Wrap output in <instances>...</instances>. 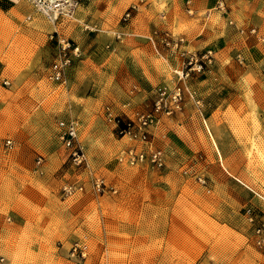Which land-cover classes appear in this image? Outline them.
Here are the masks:
<instances>
[{
  "label": "rangeland",
  "instance_id": "1",
  "mask_svg": "<svg viewBox=\"0 0 264 264\" xmlns=\"http://www.w3.org/2000/svg\"><path fill=\"white\" fill-rule=\"evenodd\" d=\"M88 1L55 24L24 0L0 12V264H264L253 231L264 220L253 193L264 196V69L213 53L203 74L178 81L182 58L166 37L103 33L85 20ZM57 36L81 54L52 82ZM201 81L198 95L189 85ZM175 83L194 97L158 115L147 145L117 134L112 117L135 121ZM69 120L79 165L59 139ZM129 146L161 150L164 165L118 162ZM65 184L82 189L63 196Z\"/></svg>",
  "mask_w": 264,
  "mask_h": 264
},
{
  "label": "crops",
  "instance_id": "2",
  "mask_svg": "<svg viewBox=\"0 0 264 264\" xmlns=\"http://www.w3.org/2000/svg\"><path fill=\"white\" fill-rule=\"evenodd\" d=\"M8 2L0 0V12L10 10ZM131 5H136L131 19L119 26ZM82 10L89 25L118 38L126 34L153 43L182 37L181 50L239 51L249 67L264 69V0H90ZM176 57L181 68L182 59ZM201 85L189 86L199 95Z\"/></svg>",
  "mask_w": 264,
  "mask_h": 264
},
{
  "label": "built area",
  "instance_id": "3",
  "mask_svg": "<svg viewBox=\"0 0 264 264\" xmlns=\"http://www.w3.org/2000/svg\"><path fill=\"white\" fill-rule=\"evenodd\" d=\"M11 2H17L21 0H9ZM32 8L33 12L40 15L46 21L55 24L60 19H74L76 11L82 4V2L88 0H24ZM136 9V5H131L123 13L121 20L123 22L130 18L131 12ZM31 16L28 15L26 20H30ZM252 31V30H251ZM52 37V36H51ZM118 38V36H116ZM165 45L170 48V50L178 51L180 57L182 58V67L177 70L174 69L173 73L177 76L178 81H185L192 75H201L204 73L205 68L212 62L213 52L211 50L203 51H191L186 49H180L184 43V38L182 37H166L164 40ZM81 52L79 46L69 40L64 38H59L57 36L56 40V54L54 60L51 62L48 69V79L52 82H61L64 77L65 69L70 65L72 58H78ZM236 59L239 63H242L243 58L240 54L236 55ZM1 83L3 85H8L9 82L2 78ZM184 95L189 98L194 97V93L184 85H179L175 83L171 88L163 86L159 88L156 92V97L153 102L151 112L141 114L137 116L134 120L123 121L120 124V120L115 116L112 120L115 123L117 134L122 138L126 137L128 140L133 142H138L142 145L148 144V132L147 128L156 123L158 120V115H170L173 111L179 109ZM108 117H111L108 113ZM59 129V139L61 140L64 148L68 150V155L70 160L79 165L85 161L84 153L77 141V123L75 120L69 121H59L57 123ZM12 146L10 139H5L4 148L10 149ZM40 162V159H38ZM118 162L127 165H137L144 162L160 168L164 165L162 151L151 147L147 151L143 149H137L135 147L129 146L120 152L118 156ZM202 184L203 180H199ZM240 183V182H239ZM97 190H103L104 183L102 180L97 179L94 183ZM82 187L65 184L62 187L63 196H69L77 191H81ZM114 192V191H113ZM261 201H264V196L253 192ZM245 215L248 222L254 223L256 216L253 214L251 208H246ZM254 236L255 245L258 248L264 247V220H259L254 226ZM72 255L78 251L80 255H84L85 246H80L79 244H74L71 247ZM3 258L0 257V263H2Z\"/></svg>",
  "mask_w": 264,
  "mask_h": 264
},
{
  "label": "trees",
  "instance_id": "4",
  "mask_svg": "<svg viewBox=\"0 0 264 264\" xmlns=\"http://www.w3.org/2000/svg\"><path fill=\"white\" fill-rule=\"evenodd\" d=\"M119 125H121V123Z\"/></svg>",
  "mask_w": 264,
  "mask_h": 264
},
{
  "label": "bare ground",
  "instance_id": "5",
  "mask_svg": "<svg viewBox=\"0 0 264 264\" xmlns=\"http://www.w3.org/2000/svg\"><path fill=\"white\" fill-rule=\"evenodd\" d=\"M212 140V139H211Z\"/></svg>",
  "mask_w": 264,
  "mask_h": 264
}]
</instances>
